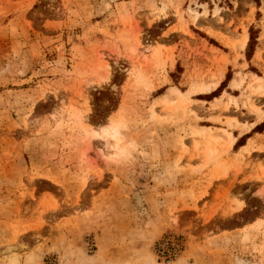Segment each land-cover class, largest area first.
Masks as SVG:
<instances>
[{
	"label": "rangeland",
	"instance_id": "1",
	"mask_svg": "<svg viewBox=\"0 0 264 264\" xmlns=\"http://www.w3.org/2000/svg\"><path fill=\"white\" fill-rule=\"evenodd\" d=\"M259 3L0 0V264H264V159L238 183L226 129V90L264 119Z\"/></svg>",
	"mask_w": 264,
	"mask_h": 264
},
{
	"label": "crops",
	"instance_id": "2",
	"mask_svg": "<svg viewBox=\"0 0 264 264\" xmlns=\"http://www.w3.org/2000/svg\"><path fill=\"white\" fill-rule=\"evenodd\" d=\"M177 25H178L177 19H175V21H173L172 23H170L168 25L167 30H169L170 34H172V35L183 34L182 32H180V30H175L173 28L174 26H177ZM217 26L223 27V25H220V24L219 25L217 24ZM216 40L219 42V45H215V44H210V45H211V47H214L215 50L218 52L217 56L220 58L221 54H225L228 57V60H230L229 57L232 55V53L230 52V50H228L229 46H227L219 38H216ZM245 43H246V38L244 39V45H245ZM172 46H175L174 47L175 48L174 54L179 55L180 53H178V52L182 49L181 41L175 40V43L172 44ZM175 60H176V62L178 61L177 59H175ZM225 67H226V70H225V75H224V78L222 80V83H223L224 79L226 78L228 71L230 70V66L228 64ZM252 73H255V74L262 76L264 78V74H262V72L261 73L252 72ZM243 87H245V86H243ZM243 87H241V88H243ZM228 88L229 89L232 88L231 85H228ZM241 88H234V89H232V91H230L231 89L226 90L228 96L232 95V96L236 97L238 102H239V105H240L239 110L236 109V107H232V109L229 113H231V112L236 113L238 111H241V114L238 115V118L240 119V121L242 123L246 122V123H248V125H251V126L249 127V129H244L241 125H235L233 123L232 127L234 130H230V129L226 128L227 130L231 131L233 137L235 138V140L231 144L229 151H227V154H230L232 159H238V161H241V158L238 157V152H236L237 150H235V147H236L238 141L240 140V138H243L244 136H246L245 142H243V144L240 146L239 151H242V149H245V148H249V152H246L244 150L245 154H243V157L246 158V160L251 158V165L247 167V164H244L242 166L243 171L240 173V175L237 179V182L241 183V182L245 181V182L250 183L253 180H255L256 175L262 174V170L260 168L258 159H260V160L264 159V130H262V131H253V130L258 124H261L264 121V119L261 121H258L257 116L255 114H253L244 105H242L244 103V100L242 98V94L239 93ZM221 97H222L221 95H218V96H215L212 100L207 99V100H202V101H213V100L219 101V99ZM255 98L257 101V105H259L261 107V109L264 110V95L261 93H258ZM226 100H227V97H226ZM243 108H246L247 111L245 112L243 110ZM231 116H233V115H231ZM235 116L237 117V115H235ZM222 121L225 122V120H223V119H222ZM226 122H227V120H226ZM256 181L258 182V189L260 191L263 190L262 194H264V180H256ZM235 186H237V188L239 187V185L237 183H235ZM236 206H237V204L235 205V207Z\"/></svg>",
	"mask_w": 264,
	"mask_h": 264
},
{
	"label": "trees",
	"instance_id": "3",
	"mask_svg": "<svg viewBox=\"0 0 264 264\" xmlns=\"http://www.w3.org/2000/svg\"><path fill=\"white\" fill-rule=\"evenodd\" d=\"M202 1H209V0H202ZM256 2H257V4L260 6V0H256ZM254 39H256V38H254V36H253V34H252V28H251V30H250V40H249V43H248V48L252 45V42L254 41ZM213 43H215L216 45H218V43H216V42H214V41H212ZM223 84V83H222ZM222 86V85H221ZM221 86H220V88H221ZM218 91V90H217ZM213 94H215V93H213ZM254 130L255 131H262V130H264V122H262L261 124H259V125H257L255 128H254ZM240 142V141H239ZM239 142L237 143V144H239Z\"/></svg>",
	"mask_w": 264,
	"mask_h": 264
},
{
	"label": "bare ground",
	"instance_id": "4",
	"mask_svg": "<svg viewBox=\"0 0 264 264\" xmlns=\"http://www.w3.org/2000/svg\"><path fill=\"white\" fill-rule=\"evenodd\" d=\"M239 41V40H238ZM239 44H241V46L244 45V37L241 39V42H239ZM217 85V83L215 81H212L210 82L209 84H204L202 85V91L205 90V91H209L211 88L215 87ZM206 138V137H205ZM213 140V137H209L207 139L208 141V145H211L212 144V141ZM207 144V143H206Z\"/></svg>",
	"mask_w": 264,
	"mask_h": 264
},
{
	"label": "built area",
	"instance_id": "5",
	"mask_svg": "<svg viewBox=\"0 0 264 264\" xmlns=\"http://www.w3.org/2000/svg\"><path fill=\"white\" fill-rule=\"evenodd\" d=\"M173 253L171 251H163V256H164V259L167 261V262H170V260L173 258L172 257Z\"/></svg>",
	"mask_w": 264,
	"mask_h": 264
},
{
	"label": "clouds",
	"instance_id": "6",
	"mask_svg": "<svg viewBox=\"0 0 264 264\" xmlns=\"http://www.w3.org/2000/svg\"><path fill=\"white\" fill-rule=\"evenodd\" d=\"M113 91H115V86H113ZM120 135V129H117V136ZM125 155H130V153L127 152V150L125 149Z\"/></svg>",
	"mask_w": 264,
	"mask_h": 264
}]
</instances>
